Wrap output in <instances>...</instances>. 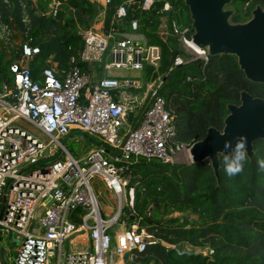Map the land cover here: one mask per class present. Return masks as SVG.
Here are the masks:
<instances>
[{"label": "built area", "instance_id": "1", "mask_svg": "<svg viewBox=\"0 0 264 264\" xmlns=\"http://www.w3.org/2000/svg\"><path fill=\"white\" fill-rule=\"evenodd\" d=\"M1 1L11 13L12 0ZM30 1L18 0L25 24ZM63 1L53 0L41 14L57 17ZM155 3L123 0L107 29L81 31L82 47L63 71L43 65L34 79L25 63H33L39 48L30 39L23 40L18 58H7L9 79L0 84V242L6 249V239L19 240L15 257L7 258L6 249L7 264H132L156 241L139 223L132 167L139 161L173 164L179 152H188L191 145L176 141L165 87L170 71L195 60L206 64L210 57L191 44L193 30L165 1L158 11L161 42L174 37L194 58L176 55L171 69L154 78L162 61L159 46L120 32L117 24L127 8L149 12ZM129 29L137 31L135 20ZM11 31L0 14L5 46ZM147 69L151 74L144 82L107 74ZM181 82L185 86L191 77ZM63 139L86 140L89 147L76 157ZM103 193L112 204L101 210Z\"/></svg>", "mask_w": 264, "mask_h": 264}, {"label": "trees", "instance_id": "2", "mask_svg": "<svg viewBox=\"0 0 264 264\" xmlns=\"http://www.w3.org/2000/svg\"><path fill=\"white\" fill-rule=\"evenodd\" d=\"M161 1L162 4L169 1L178 21L193 30L188 10L181 0ZM237 1L251 3V8L264 5V0H235L234 3ZM12 2L14 8L10 13L0 0L3 22L15 26L23 39H30L31 46L39 48L33 62L50 59L56 70L63 71L70 56L76 55L82 47L80 36L71 32L58 16H44L31 3L25 9L28 14V24H25L18 0ZM157 2L148 13L152 14L150 21L159 16L162 4L157 8ZM65 3L82 25L86 16L89 19L95 13L89 0H66ZM122 3L123 0H111L107 6L111 8L108 26L115 8ZM136 13L144 14L136 6L127 8L121 24L129 22V28ZM239 20L237 15L233 16L234 22ZM156 44L162 47L164 71L171 69L176 55L188 58L179 47L168 50L162 42ZM6 67L7 62L0 63V84L9 79ZM30 71L36 79L40 68L30 65ZM172 71L171 82L165 89L179 143L194 144L205 136L209 127L221 130L227 116L226 104H238L240 91L264 98V84L248 82L233 56L210 57L206 64L195 60ZM175 75L180 79L190 76L191 82L179 88L174 83ZM254 151L252 160H245L242 173L232 178L226 175L223 157H220L219 184L207 163H136L132 167L133 182H138L135 208L141 216L140 226L156 241L138 253L132 264H264V170L258 163L264 159V142L255 143ZM150 198L152 205L141 215L139 211L144 201ZM187 211L196 214L201 222L190 224L174 216Z\"/></svg>", "mask_w": 264, "mask_h": 264}, {"label": "water", "instance_id": "3", "mask_svg": "<svg viewBox=\"0 0 264 264\" xmlns=\"http://www.w3.org/2000/svg\"><path fill=\"white\" fill-rule=\"evenodd\" d=\"M181 1L188 10L193 29L191 44L198 50H207L212 58L235 57L248 82L264 84V6L256 5L247 22L236 23L233 21L234 10L228 9L235 0ZM25 67L29 68L30 63L26 62ZM226 111L222 129L209 127L205 136L188 149L191 163H207L217 184L220 182V157L225 154L223 145L226 140L235 147L239 137H246L249 160L255 155V143L264 142V98L242 90L239 103H227ZM5 255L6 249L0 242V264H7Z\"/></svg>", "mask_w": 264, "mask_h": 264}, {"label": "rangeland", "instance_id": "4", "mask_svg": "<svg viewBox=\"0 0 264 264\" xmlns=\"http://www.w3.org/2000/svg\"><path fill=\"white\" fill-rule=\"evenodd\" d=\"M66 1V0H65ZM157 1V0H156ZM159 2H157V8L160 7V4H162L161 0H158ZM89 2H91L94 7H95V13L92 16V18L86 19L84 20L83 25L78 23L77 19L74 16V11L71 10L70 8H68V5L66 3L63 4L62 8H60L59 12H58V18H60V22H62L63 24H65L68 29L75 33V34H79L81 31L93 28L96 30H105V28L107 29L109 26L107 25L108 22V18L110 16L111 13V8H107V6H103V0H89ZM63 3V2H62ZM264 6V5H262ZM40 12L43 14L45 13L46 9H42L40 8ZM228 9H232L234 10V15H237L239 17V22L238 23H244L247 22L250 17H251V11L254 8H251V3H245L243 1H237L236 3H233L231 6L228 7ZM251 10V11H250ZM250 11V12H249ZM144 14L141 13H136L134 15H136V18H134L132 21H136L138 24V29L135 32H131V30L128 28V24L129 22H121L119 23V31L120 32H125L129 35L132 36H144L148 42L149 45L152 46H159L158 44H156L157 42H161L160 40V36H161V29H160V14L158 13V18L155 17L153 20H149V16L148 15L149 12H142ZM110 24V23H109ZM12 37L10 40V43L8 45L5 46V44L3 43V40H0V63L3 64L4 62L6 63L7 58H18L20 56V48L21 45L23 43V37L21 32H19V30L13 26L12 27ZM163 45H165L168 48H170L172 50V48L174 47H179L180 49H182V47L179 45V43L177 42V40L174 37H168L167 41L165 43H163ZM161 53L163 54L162 51V47L159 46ZM169 50V49H168ZM188 54V53H187ZM194 58L193 55L188 54V58ZM110 58L108 57V59H106V63L110 62ZM163 60V57H162ZM166 58H164V62H165ZM51 63V64H50ZM162 64L163 62H161L160 67L158 68V72L155 73L153 75L154 78H156L158 75L160 74H166L169 70H163L162 68ZM191 64V62L189 63ZM187 64V65H189ZM43 65H52V61L50 59H46L44 61H37L36 63L33 62L31 63L32 67H43ZM186 65V66H187ZM173 72V71H172ZM108 76H115L118 78H126V79H130V80H139L141 82H144L146 78H148V76H150L151 72L149 71H141V72H136V71H108L107 72ZM177 76L175 75L174 78V83H176V85L179 88H183L186 87L182 85L181 79L180 78H176ZM26 129H28L29 131L35 132L32 128H29L28 126H25ZM62 143L64 145H66L67 150L74 156H79L81 154L82 151H85V146L86 144H88V141L83 140L80 143L79 142H75V141H67L65 139L62 140ZM84 153V152H83ZM173 164H177V165H191V161L188 155L187 151H181L179 152L176 157H175V161ZM99 200H100V207L101 210H103L102 207H104V205H109L112 204V201L107 197V195L105 193H103L102 196H99ZM152 199L150 198L145 200L142 206V209H140L139 213L142 215L144 213V211L150 206L152 205ZM150 202V204H149ZM114 205V204H113ZM115 206V205H114ZM174 216L176 217H180L183 219H186L190 224H199V222H201V218H199L196 214L187 211L183 214H175ZM160 217V216H159ZM189 224V225H190ZM19 245V240L15 237H11V239H6L5 240V246L6 249L8 250L7 252V258L9 257H15L16 256V252L14 251L15 247ZM68 244L65 243L64 244V248L67 249ZM11 264V263H9Z\"/></svg>", "mask_w": 264, "mask_h": 264}, {"label": "clouds", "instance_id": "5", "mask_svg": "<svg viewBox=\"0 0 264 264\" xmlns=\"http://www.w3.org/2000/svg\"><path fill=\"white\" fill-rule=\"evenodd\" d=\"M246 144L247 139L244 136L236 140L235 147H233L231 141L226 140L224 142L223 150L225 154L223 155V165L228 177L232 178L242 173L244 162L247 159ZM258 163L260 168L264 170V159H261Z\"/></svg>", "mask_w": 264, "mask_h": 264}, {"label": "crops", "instance_id": "6", "mask_svg": "<svg viewBox=\"0 0 264 264\" xmlns=\"http://www.w3.org/2000/svg\"><path fill=\"white\" fill-rule=\"evenodd\" d=\"M30 2L35 6V8L38 10V12H40L39 7L42 8V9H46V10H45V12H46V11H48L49 7L51 6L53 0H31ZM64 3H65V1H63L62 6H63ZM61 8H62V7H61ZM40 13H41V12H40ZM99 31H100V30H99ZM37 77H38V76H37ZM89 142H90V141H89ZM88 145H89V143L86 144L84 150H86V149L89 147Z\"/></svg>", "mask_w": 264, "mask_h": 264}]
</instances>
